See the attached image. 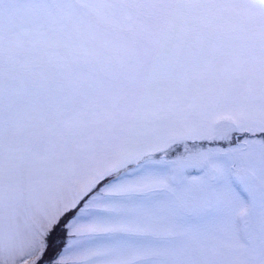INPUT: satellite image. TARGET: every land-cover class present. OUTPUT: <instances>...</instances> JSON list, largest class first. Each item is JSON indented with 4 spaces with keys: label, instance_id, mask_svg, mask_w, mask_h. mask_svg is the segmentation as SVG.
I'll use <instances>...</instances> for the list:
<instances>
[{
    "label": "snow or ice",
    "instance_id": "snow-or-ice-1",
    "mask_svg": "<svg viewBox=\"0 0 264 264\" xmlns=\"http://www.w3.org/2000/svg\"><path fill=\"white\" fill-rule=\"evenodd\" d=\"M0 264H264V0H0Z\"/></svg>",
    "mask_w": 264,
    "mask_h": 264
}]
</instances>
